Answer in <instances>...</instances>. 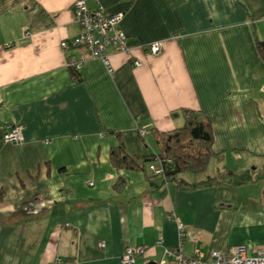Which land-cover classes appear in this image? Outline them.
<instances>
[{"label": "crops", "instance_id": "0c3cea01", "mask_svg": "<svg viewBox=\"0 0 264 264\" xmlns=\"http://www.w3.org/2000/svg\"><path fill=\"white\" fill-rule=\"evenodd\" d=\"M74 1L0 0V136L22 137L0 140V264H120L127 247L157 263L178 244L168 214L199 234L185 257L264 252V0H85L122 16L130 56L105 51L111 76L99 60L66 66L85 56L59 47L79 33ZM185 109L213 119L203 172L111 166L119 140L130 157L155 154L151 131L181 127Z\"/></svg>", "mask_w": 264, "mask_h": 264}, {"label": "built area", "instance_id": "2783aa9c", "mask_svg": "<svg viewBox=\"0 0 264 264\" xmlns=\"http://www.w3.org/2000/svg\"><path fill=\"white\" fill-rule=\"evenodd\" d=\"M71 12L79 28V33L73 39L61 42L59 47L63 52L68 50L84 51L85 56L68 57L66 66L77 71L87 60H99L104 65L108 75L111 76L113 71L105 51L110 48L116 53L130 56L127 39L118 28L122 16L120 14L107 15L99 6L90 10L87 8L85 0H75ZM262 23L264 25V19ZM161 48L162 44L156 42L147 45L145 51L147 55L156 56L161 52ZM132 65L135 68L141 66L137 60L132 61ZM20 132L21 129L18 126L4 127L0 140L4 144H19L22 140ZM160 164L159 158L155 156L153 162L148 166V171L153 176L163 177ZM166 219L175 221L178 244L172 251L163 250L162 257L156 264H264V252L258 251L255 256H250L244 246L234 247L229 252L210 251L207 257L195 249L191 256L185 257L182 250L183 243L186 241L195 244L199 234L185 231L183 225L176 221L171 214H168ZM160 244V241L156 243L157 246ZM99 247L102 248L103 244H100ZM144 255L145 249L143 247H129L124 251L120 264H134L137 257Z\"/></svg>", "mask_w": 264, "mask_h": 264}, {"label": "trees", "instance_id": "16d2710c", "mask_svg": "<svg viewBox=\"0 0 264 264\" xmlns=\"http://www.w3.org/2000/svg\"><path fill=\"white\" fill-rule=\"evenodd\" d=\"M254 44L260 60L264 64V41L254 35ZM74 79L76 76L74 74ZM182 126L169 132L152 130L151 134L157 149L153 155L145 157H130L123 151L121 141L109 151V162L114 169L128 171H148V166L157 156L161 162L163 179L168 180L178 174H198L203 172L209 159L213 156L211 151L213 119L199 111H180ZM117 138L118 135H116ZM151 174V173H150ZM152 175V174H151ZM153 176V175H152ZM121 183H116L114 189H120ZM2 192H0V202Z\"/></svg>", "mask_w": 264, "mask_h": 264}, {"label": "rangeland", "instance_id": "374dc122", "mask_svg": "<svg viewBox=\"0 0 264 264\" xmlns=\"http://www.w3.org/2000/svg\"><path fill=\"white\" fill-rule=\"evenodd\" d=\"M20 133H21V132H20ZM3 144H4V143H3ZM10 145H13V144H10ZM14 145H15V144H14ZM89 185H90V184H89ZM263 243H264V242H263ZM127 248H129V247H127ZM127 248H126V249H127ZM126 249H125V250H126ZM125 250H124V251H125ZM123 254H124V253H123ZM120 261H121V259H120Z\"/></svg>", "mask_w": 264, "mask_h": 264}, {"label": "water", "instance_id": "95a60500", "mask_svg": "<svg viewBox=\"0 0 264 264\" xmlns=\"http://www.w3.org/2000/svg\"><path fill=\"white\" fill-rule=\"evenodd\" d=\"M146 264H156V263H154V262H149V263H146Z\"/></svg>", "mask_w": 264, "mask_h": 264}]
</instances>
